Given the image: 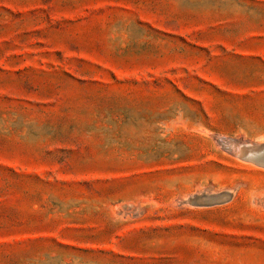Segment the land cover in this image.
<instances>
[{
    "label": "rangeland",
    "instance_id": "obj_1",
    "mask_svg": "<svg viewBox=\"0 0 264 264\" xmlns=\"http://www.w3.org/2000/svg\"><path fill=\"white\" fill-rule=\"evenodd\" d=\"M263 144L264 0H0V264H264Z\"/></svg>",
    "mask_w": 264,
    "mask_h": 264
},
{
    "label": "water",
    "instance_id": "obj_2",
    "mask_svg": "<svg viewBox=\"0 0 264 264\" xmlns=\"http://www.w3.org/2000/svg\"><path fill=\"white\" fill-rule=\"evenodd\" d=\"M237 144H243V143H237ZM263 147H264V144H263ZM261 148L262 147L259 146L258 149L261 150ZM260 150L258 151L249 150L248 152H245L239 159L245 162H249L255 166L264 168V150H261V151Z\"/></svg>",
    "mask_w": 264,
    "mask_h": 264
},
{
    "label": "bare ground",
    "instance_id": "obj_3",
    "mask_svg": "<svg viewBox=\"0 0 264 264\" xmlns=\"http://www.w3.org/2000/svg\"><path fill=\"white\" fill-rule=\"evenodd\" d=\"M244 146V145H243ZM259 146H261L262 148H261V150H263L264 149V147H263V145H253V146H244L243 148H242V151H241V153L239 154L240 155V157L245 153V152H248L249 150L251 151V150H254V151H258V150H260V149H258L259 148ZM231 147V146H230ZM260 150V151H261Z\"/></svg>",
    "mask_w": 264,
    "mask_h": 264
}]
</instances>
